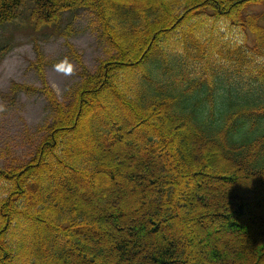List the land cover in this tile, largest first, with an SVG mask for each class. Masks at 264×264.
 Returning a JSON list of instances; mask_svg holds the SVG:
<instances>
[{
	"label": "trees",
	"instance_id": "trees-1",
	"mask_svg": "<svg viewBox=\"0 0 264 264\" xmlns=\"http://www.w3.org/2000/svg\"><path fill=\"white\" fill-rule=\"evenodd\" d=\"M28 2L0 0V27L15 25L17 11ZM29 7L35 15L25 25L34 30L66 15L69 26L77 12L90 13L114 54L94 72L82 70L61 100L46 81L40 58L34 65L38 88L12 83L0 95L12 108L22 95L37 94L48 112L40 136L32 135L38 142L31 143L30 153L0 168V264H264V0H30ZM187 8H192L189 18L203 14L212 29L219 20L242 28L252 45L233 40L215 50L210 39L206 45L196 42L191 29H176ZM176 31L181 45L175 50L170 38ZM119 42L140 54L128 56ZM8 44L1 37L0 53ZM211 53L216 59L209 62ZM124 69L131 70L125 72L131 86L121 83L117 91L110 81ZM105 87L130 115L114 119L112 110L108 119L102 117L107 133L93 123L101 113L88 117L89 103L83 104ZM85 117L92 124L89 135L134 147L135 158L73 151L84 144L76 138L68 143L69 132ZM66 144L71 169L59 158ZM51 164L68 170V178L50 170ZM103 173L115 197L102 195L104 190L74 200L70 191L79 187L77 181L87 180L89 187L106 180ZM120 178L129 187L123 193L114 187ZM202 179L225 184L207 186ZM155 183L165 188L156 190ZM138 184L147 204L141 217L136 206L125 203ZM47 207H54L49 219L42 215ZM203 219L211 222L209 228L199 227ZM43 223L50 229L43 230ZM29 226L42 229L31 232L30 243L7 244Z\"/></svg>",
	"mask_w": 264,
	"mask_h": 264
},
{
	"label": "rangeland",
	"instance_id": "rangeland-1",
	"mask_svg": "<svg viewBox=\"0 0 264 264\" xmlns=\"http://www.w3.org/2000/svg\"><path fill=\"white\" fill-rule=\"evenodd\" d=\"M142 1L153 4L159 3V0ZM29 3L30 0L28 4L25 5V7L17 11L19 20L15 23V25H11V27H0V39L1 37L7 38L9 43L8 46L5 47L4 50H2V52L0 53V95L7 92L12 83L24 86L31 85L35 88H38L39 82L37 77L35 76L36 73L34 71V65H36L37 58H40V60L45 63L44 69L42 67V73H44L46 81L48 82L53 92L56 94L59 100H61L65 90L79 80V77L82 74V70L91 73L94 72L100 62L105 60L108 55L114 54V52L112 49L110 50V48H108L105 41L100 36L98 22L88 12H77L76 15H73L71 17L72 19L69 26L66 25V19H68L69 17L68 15H66L65 17H61V19H59L58 21L53 18L54 22H56L49 23L47 27L42 26L41 28L40 26L35 30L28 28L25 25V22H28V20H30L31 17L35 15V12L33 13L34 7H29ZM190 9L192 8H187L185 10L183 9L184 11L181 13V15L188 12ZM191 11H189L188 14H185L186 16L183 20L176 21V29H179L181 31L191 29L193 40H195L196 42L206 45L207 41L210 39L211 42L208 43V45H212L215 50L224 47V45L232 46L231 44H233V40L247 42L248 44H250V46L252 45L251 38L245 37V35L247 34L242 28L238 29L235 26L225 24L223 20H219L217 22L216 28L212 29L209 26L208 21L204 19L203 14H200V16L198 17L194 16L193 18H189V16L191 15ZM190 17H192V15ZM198 21L201 22L197 24ZM110 27L111 29L114 28L113 26ZM2 32H4L5 34H3ZM170 40L172 41L170 49H179L181 40L180 34L177 33V31L172 34ZM157 44L165 47V43H161L160 41H158ZM119 45L121 46V48L128 51V56L132 57L140 54V51H138L139 53L137 52L136 54L132 55L135 52H133L131 44L122 45L119 42ZM143 46L144 45H142L141 48ZM72 52H75V54L73 55ZM212 54L213 53H211L212 59L209 58L210 56L208 57L209 62L216 59ZM126 71L129 72V69H124V72H118L115 79L110 81L112 87L115 90L118 91L119 89H122V86H125V88L131 86L129 79L131 70L129 74L128 72L125 73ZM137 71L138 70H136L135 72ZM121 83L123 85L120 87ZM101 95L103 97H101ZM121 95L122 97L124 96L123 93ZM6 100L0 97V168L9 166L12 163L26 157L28 153H30L32 149L30 148V145L31 143L36 144L38 142L37 137L40 136L41 129L48 117L44 99L37 94L22 95L18 104L12 108L10 105L5 103ZM116 102L117 100L115 95L109 92V89L105 87L101 89L99 95L91 94L90 97H87L86 102H84L83 104L89 103V105L87 106L88 117H90L93 112L97 114L98 112L101 113L99 115L100 117L96 118L93 123L95 124V126H98L99 124L107 133L108 127L104 125V120L101 119L102 117L108 119L111 113L114 111L115 113L117 112V115L113 117L114 119H118L117 116L119 115L121 118L128 117V119H130V115L127 116L128 112L119 109ZM88 117L82 119L81 124L77 126L75 132H69V134L71 135H69L68 140L70 139L71 142L68 143L76 142L77 139L82 140L84 144L80 148L74 146L73 151L78 152L79 154L84 156L86 155V153L91 154L96 150L99 152V154L105 151V154L108 157H114L115 154L118 153L120 158H124V160H131V158L128 157L131 153V155H133L135 158L138 153L136 148L125 147L123 146V144L119 143L120 141H117L116 144H112V141L110 139L107 140V138L105 140L101 139L103 141L102 142L99 138L95 139L93 135H89L88 129L92 124H90L91 122H89L90 119H88ZM146 119L148 121L150 120L149 117ZM150 123L154 124L155 122L150 121ZM155 127L160 133V126ZM35 133L37 137H32V135ZM150 134L151 133H149L148 135ZM66 148L67 144L65 145V148L63 150V157L59 158L62 162H64L66 167L71 169V167H69L71 164L64 156L65 151H69V148ZM163 152L166 157L170 158V155L166 153L165 150H163ZM132 161L136 163V159H133ZM108 163L109 160H107L104 165H109ZM162 164L163 163L160 161V165ZM45 168H48V165H45ZM49 169L56 171V173H58L59 175L65 174V176L68 172V170H63V168L59 167L56 164H51ZM115 173L117 174V176L119 175L121 177L120 172L115 171ZM103 175L106 180H96L93 182L94 184L92 183L91 186L89 185V187L87 185V180H84L83 182L75 181L79 187L72 188V190L70 191L71 195H77L74 200H87V198L90 197L89 193L93 194L95 192H102L104 190L107 192H105L106 194L102 193V195H107V197L110 198L115 197V195H117V192H115L114 190H110L111 187L113 189V183H110L109 175L106 173H103ZM64 178L68 177L66 176ZM181 180L182 179L180 178L175 180L177 188L182 184ZM202 181H207V186L225 184L223 183V181H221V179H218L216 181L202 179ZM115 184L116 185H114V187H117L121 191V193H123V190H125V185L126 188L128 187V184L125 183L122 178L117 179ZM140 185L138 184L137 189L131 188L128 191V200H125V203L128 204L130 202V205L132 203V206H136L133 208V210H135L138 216L142 213V209L144 210V208H147L146 202H142L140 200ZM154 185L156 190H163L165 188V183H155ZM176 198L175 200H177ZM146 201H148V199ZM178 201H180L179 198ZM177 208L180 212L184 213V210L182 208H180L179 206H177ZM53 210L54 207H47L44 210V214L42 215L49 219L52 217ZM141 216L142 214L139 217ZM210 224L211 222L209 220L203 219L199 223V227H210ZM22 225L23 224L20 223V229L21 227H23ZM37 228L31 230L29 226L28 229L25 230V234H23V236H21V234L17 232L16 237H9L7 244L9 246H12L14 244L17 245V242L19 244V241H23L26 245L28 242H31L33 238L32 233L42 229L49 230L50 225L43 223L42 229H39L40 226H38ZM192 230L196 231L193 228ZM104 244L105 245L103 246L105 247L110 246L106 243ZM111 258H113V256H111ZM71 264L74 263L72 262ZM106 264L112 263L109 261ZM114 264L117 263L115 262Z\"/></svg>",
	"mask_w": 264,
	"mask_h": 264
}]
</instances>
